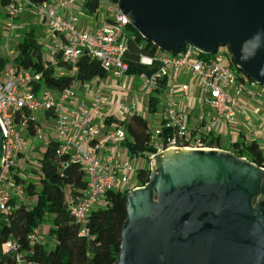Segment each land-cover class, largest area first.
<instances>
[{
  "label": "built area",
  "instance_id": "built-area-1",
  "mask_svg": "<svg viewBox=\"0 0 264 264\" xmlns=\"http://www.w3.org/2000/svg\"><path fill=\"white\" fill-rule=\"evenodd\" d=\"M75 1L0 0L8 30L12 31L16 19L28 11L43 19L47 31L57 36L53 58L60 51L63 60L72 66L71 74L76 73L84 54L98 61L108 74L62 90L43 86L37 89L42 74L20 67L15 61L17 51L9 49L8 62L0 69V124L4 133L0 225L9 223L15 204L30 203L23 182L28 178L25 169L34 163L39 170L41 154L34 153V148L45 147L54 139L58 141V155L69 158L64 168L69 162L83 167L84 188L76 196L68 194L66 200L79 235L88 237L91 213L110 204L111 192L124 193L145 186L148 182L143 184L139 173L152 170L157 153L184 148L237 154L240 148L233 146V137L239 136L241 128L233 125L243 110V97L264 99V88L232 66L228 46L210 55L201 54L192 45L176 54H141L139 64L153 71L134 76L124 60L129 20L117 3L107 0L102 23L87 30L78 27V17L71 10ZM136 77L142 81L140 87L132 85ZM106 83L117 86L107 93ZM77 84L82 85V92ZM158 94L164 96L162 104ZM153 97L156 106L151 110ZM135 115L148 122L152 148L148 152L134 154L128 147L133 139L128 123ZM260 118L264 121V114ZM248 135V142L257 140L264 151V127L255 124ZM44 225L28 234L30 245L45 242ZM0 264L34 263L26 257L22 243L11 237L0 246Z\"/></svg>",
  "mask_w": 264,
  "mask_h": 264
},
{
  "label": "water",
  "instance_id": "water-1",
  "mask_svg": "<svg viewBox=\"0 0 264 264\" xmlns=\"http://www.w3.org/2000/svg\"><path fill=\"white\" fill-rule=\"evenodd\" d=\"M164 53L228 46L238 71L264 88V0H118ZM4 133L0 124V172ZM148 183L126 193L114 264H264V167L230 150L155 155Z\"/></svg>",
  "mask_w": 264,
  "mask_h": 264
},
{
  "label": "trees",
  "instance_id": "trees-1",
  "mask_svg": "<svg viewBox=\"0 0 264 264\" xmlns=\"http://www.w3.org/2000/svg\"><path fill=\"white\" fill-rule=\"evenodd\" d=\"M41 3L46 0H32ZM117 3L118 0H111ZM100 0H86L83 7L90 13L96 14L100 8ZM127 48L124 60L128 63L130 74H140L153 70L139 64L141 54L153 56L162 52L152 41L143 37L142 33L133 24L126 27ZM23 36V37H22ZM15 61L20 67L42 74L41 86L54 90L72 87L77 82H86L94 78L107 77L105 69L96 60L84 54L77 63V71L70 73L72 66L63 60L60 51L55 52L52 60H46L43 54V44L35 35L34 30L22 33L16 42ZM8 62L7 57L0 59V69ZM232 66L237 67L231 59ZM62 72V74H59ZM156 106L153 97L150 103L151 110ZM128 131L132 141L128 147L132 153H143L152 150L149 144L147 120L139 115L133 116L128 123ZM237 144V143H236ZM237 155L258 166L264 167V151L257 140L242 142ZM40 154L39 171L29 176L26 183L29 204H15L9 223L0 225V246L8 238L14 237L22 243L26 250V257L34 264H114L118 258L121 244L122 227L126 220V193L111 192L110 204L107 207L94 210L87 224L89 236H80L78 227L73 221L66 200V188L70 195L76 196L85 186V174L81 164L69 162L64 168L63 163L69 158L58 155V141L51 139L45 147L36 149ZM23 163V157L19 156ZM26 166V165H25ZM27 169V168H26ZM151 171H141L139 179L147 183ZM51 223L50 233L54 237L52 246L47 242H36L30 245L27 236L37 226Z\"/></svg>",
  "mask_w": 264,
  "mask_h": 264
},
{
  "label": "crops",
  "instance_id": "crops-1",
  "mask_svg": "<svg viewBox=\"0 0 264 264\" xmlns=\"http://www.w3.org/2000/svg\"><path fill=\"white\" fill-rule=\"evenodd\" d=\"M85 1L86 0H76L71 10L78 17V27L80 29H87V30L96 29L102 23L107 7H105V9H102L100 7V10L96 14H92L83 7V4ZM27 13L28 12H26L25 15ZM42 20L43 19L41 18V22ZM22 25H24V23H22ZM22 25H17L16 27L22 28L23 27ZM42 27H43V34H42V37L39 39V41L40 43L43 44V47L45 49L47 48V51L49 50L53 52L54 42L56 41L57 36L55 34L49 33L47 31L46 25H44L43 22H42ZM21 33H23L22 30H20V33L17 32L15 36L16 40L20 38V36L22 35ZM5 36L6 35L3 34V37ZM0 45H1L0 47V59H1L3 57L4 58L6 57V54L11 48H9V45L7 47L6 42L3 44L0 43ZM15 45H16V42H15ZM12 48L16 50V47H12ZM50 58H53L52 53H51ZM94 81H96V78L92 80V82ZM86 82H89V81H86ZM111 84H114V83H111ZM243 105H244L243 110L242 112L239 113L237 120L233 125L234 127L241 128L239 132V136L235 135V137H233L234 138L233 146H237L239 148L242 147V144H241L242 142L249 141L248 140L249 139L248 130L253 125L258 124L260 129L264 127V121H261V118H260V115L264 114V99H261L260 97L255 99V98H249V97L244 96ZM37 148L36 147L34 148V150L36 151V152L34 151L35 153H38V151L36 150ZM43 241L47 242L48 240L43 238Z\"/></svg>",
  "mask_w": 264,
  "mask_h": 264
},
{
  "label": "rangeland",
  "instance_id": "rangeland-1",
  "mask_svg": "<svg viewBox=\"0 0 264 264\" xmlns=\"http://www.w3.org/2000/svg\"><path fill=\"white\" fill-rule=\"evenodd\" d=\"M105 7H107V0H101V8L105 9ZM22 23H24V25H22ZM17 25H22L23 27H16ZM34 30L35 35L40 39L42 37L43 34V27H42V22H41V17L34 11H28V13L25 15H22L21 17H19L18 19H16L15 25L13 30H8L5 27V13L3 10V5L0 4V43L3 44L6 42V44L9 45V48L14 49L12 47H16L15 42H17V40L15 39L17 32L20 33V30L23 31V33L26 30ZM3 34L6 35L5 37H3ZM22 34V33H21ZM23 37V36H22ZM21 38V36H20ZM2 40V41H1ZM223 48V46H220L219 49L221 50ZM51 53L52 51H47V48L45 49L43 47V54H44V58L46 60H50L51 58ZM134 76H136L135 74H132ZM142 84V81L136 77L135 80L133 81L132 85L133 87H140ZM117 85L111 84V83H106L105 87H104V92L110 93L113 89V87H116ZM77 89L79 92L83 91V87L81 84H77L76 85ZM158 100L159 103L162 104V102H164V96L163 94H158ZM142 112H146V109L142 110ZM116 115V113H115ZM117 116V115H116ZM150 117V114H149ZM226 145V142H224ZM228 143V140H227ZM35 151V150H34ZM36 152V151H35ZM34 152V153H35ZM156 164V160H154V165ZM36 164L34 163H30L27 165V169H25V173L26 175L29 176H33L34 174H36L39 170H38V166H35ZM153 165V166H154ZM25 167V165H24ZM70 193V189L67 187L66 188V194L68 195ZM28 197V196H27ZM26 197V199H27ZM29 198V197H28ZM28 201V199L26 200ZM50 229H51V223L47 222L44 226H43V236L42 238H45L47 241V246L50 247L52 246V242H51V238L52 235L50 233ZM42 234V233H41ZM54 239V237H53Z\"/></svg>",
  "mask_w": 264,
  "mask_h": 264
},
{
  "label": "flooded vegetation",
  "instance_id": "flooded-vegetation-1",
  "mask_svg": "<svg viewBox=\"0 0 264 264\" xmlns=\"http://www.w3.org/2000/svg\"><path fill=\"white\" fill-rule=\"evenodd\" d=\"M237 155V154H236ZM238 156V155H237Z\"/></svg>",
  "mask_w": 264,
  "mask_h": 264
},
{
  "label": "bare ground",
  "instance_id": "bare-ground-1",
  "mask_svg": "<svg viewBox=\"0 0 264 264\" xmlns=\"http://www.w3.org/2000/svg\"><path fill=\"white\" fill-rule=\"evenodd\" d=\"M189 45V44H188Z\"/></svg>",
  "mask_w": 264,
  "mask_h": 264
}]
</instances>
